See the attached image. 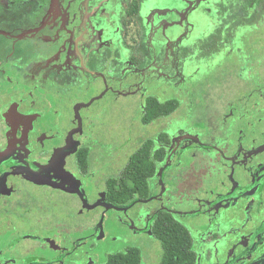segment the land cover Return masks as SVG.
Segmentation results:
<instances>
[{"label": "flooded vegetation", "instance_id": "1", "mask_svg": "<svg viewBox=\"0 0 264 264\" xmlns=\"http://www.w3.org/2000/svg\"><path fill=\"white\" fill-rule=\"evenodd\" d=\"M0 264H264V0H0Z\"/></svg>", "mask_w": 264, "mask_h": 264}, {"label": "trees", "instance_id": "2", "mask_svg": "<svg viewBox=\"0 0 264 264\" xmlns=\"http://www.w3.org/2000/svg\"><path fill=\"white\" fill-rule=\"evenodd\" d=\"M135 156L137 157L138 155ZM157 238L165 246V256L168 259L176 258L178 250L177 243H188L192 241L189 231L181 224L173 222L172 220H168L165 233L161 230L157 231Z\"/></svg>", "mask_w": 264, "mask_h": 264}, {"label": "rangeland", "instance_id": "3", "mask_svg": "<svg viewBox=\"0 0 264 264\" xmlns=\"http://www.w3.org/2000/svg\"><path fill=\"white\" fill-rule=\"evenodd\" d=\"M117 114H118V111L112 109V111L109 112L108 115H107V117H106L107 122H108V123H109V122H110V123H113L114 121H116V116H117ZM110 136H111V137H110ZM110 136H108V140H109V139H113V138H115L114 136H117V134L115 135V132H114V133H112ZM106 234H107V238H110V237H111V234H110V232H108V230L106 231ZM154 241H155V243H157L156 240H154ZM157 244L160 245L159 242H158Z\"/></svg>", "mask_w": 264, "mask_h": 264}]
</instances>
